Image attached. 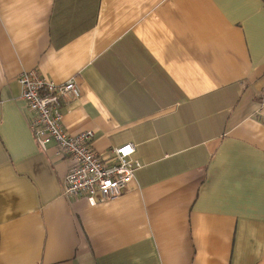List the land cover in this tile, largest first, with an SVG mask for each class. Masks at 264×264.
Here are the masks:
<instances>
[{"label": "crops", "instance_id": "crops-1", "mask_svg": "<svg viewBox=\"0 0 264 264\" xmlns=\"http://www.w3.org/2000/svg\"><path fill=\"white\" fill-rule=\"evenodd\" d=\"M74 78L72 135L126 143L130 189L62 196L16 78ZM264 0H0V264H264Z\"/></svg>", "mask_w": 264, "mask_h": 264}, {"label": "built area", "instance_id": "built-area-1", "mask_svg": "<svg viewBox=\"0 0 264 264\" xmlns=\"http://www.w3.org/2000/svg\"><path fill=\"white\" fill-rule=\"evenodd\" d=\"M21 87L22 110L36 144L41 150L54 143L56 155L66 160L68 169L62 183V196L84 199L90 206L119 197L130 189L140 163L132 155L134 145L126 143L104 155L92 147L90 131L70 134L63 126L65 107L80 97L74 78L54 83L36 69L21 72L16 78ZM260 105L264 107V95ZM264 124V116L258 115Z\"/></svg>", "mask_w": 264, "mask_h": 264}]
</instances>
